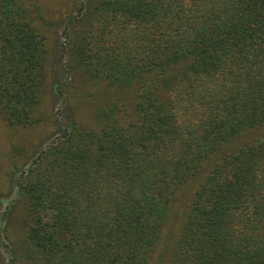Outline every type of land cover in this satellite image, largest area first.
Instances as JSON below:
<instances>
[{
  "label": "trees",
  "instance_id": "obj_1",
  "mask_svg": "<svg viewBox=\"0 0 264 264\" xmlns=\"http://www.w3.org/2000/svg\"><path fill=\"white\" fill-rule=\"evenodd\" d=\"M69 18V65L132 88V113L100 106L19 173L8 264H148L195 182L159 264H264V0H89ZM48 57L24 1L0 0L8 126L46 119Z\"/></svg>",
  "mask_w": 264,
  "mask_h": 264
},
{
  "label": "rangeland",
  "instance_id": "obj_2",
  "mask_svg": "<svg viewBox=\"0 0 264 264\" xmlns=\"http://www.w3.org/2000/svg\"><path fill=\"white\" fill-rule=\"evenodd\" d=\"M23 1L45 36L49 53L48 75L39 105V111L46 119L29 128L10 127L0 119V264H8L9 248L25 235L23 209L18 200L19 173L26 170L48 145L57 141L67 125L82 123L95 128L94 114L100 106L117 102L121 109L132 113L133 105L132 88L109 87L87 78L69 65L65 35L73 29L69 16H75L89 0ZM194 187L196 182L179 193V199L163 225L161 244L148 264H159V251L164 243L173 241Z\"/></svg>",
  "mask_w": 264,
  "mask_h": 264
}]
</instances>
